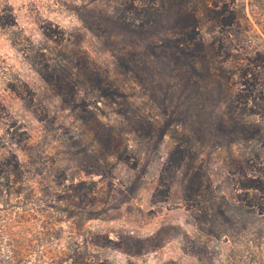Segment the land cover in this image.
<instances>
[{"label":"rangeland","instance_id":"374dc122","mask_svg":"<svg viewBox=\"0 0 264 264\" xmlns=\"http://www.w3.org/2000/svg\"><path fill=\"white\" fill-rule=\"evenodd\" d=\"M217 1L195 18L203 0H0L7 146L57 201L51 246L84 238L106 264L264 255V0Z\"/></svg>","mask_w":264,"mask_h":264},{"label":"trees","instance_id":"16d2710c","mask_svg":"<svg viewBox=\"0 0 264 264\" xmlns=\"http://www.w3.org/2000/svg\"><path fill=\"white\" fill-rule=\"evenodd\" d=\"M218 6L217 0H203L202 9H194L193 16L211 14ZM200 43L206 52V39L202 37ZM18 130L20 125L9 123L0 103V264H106L105 260L92 259L84 238L71 237L63 248L51 246L50 240L55 237L51 230L57 221L53 215L59 211L57 201L37 188L39 173L27 168L8 148L7 143H14L11 135ZM259 191L264 204V187ZM46 228L48 231H44ZM257 240H262L264 252V225ZM251 264H264V255H254Z\"/></svg>","mask_w":264,"mask_h":264}]
</instances>
